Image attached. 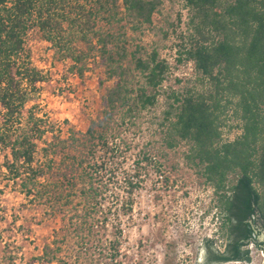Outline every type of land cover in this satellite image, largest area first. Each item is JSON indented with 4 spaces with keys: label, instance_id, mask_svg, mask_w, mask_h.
I'll use <instances>...</instances> for the list:
<instances>
[{
    "label": "trees",
    "instance_id": "16d2710c",
    "mask_svg": "<svg viewBox=\"0 0 264 264\" xmlns=\"http://www.w3.org/2000/svg\"><path fill=\"white\" fill-rule=\"evenodd\" d=\"M9 1L0 0V149L10 153L0 164V176L20 180L22 193L55 213L80 209L71 218L75 219L74 230L81 232L77 244L83 249L88 241H94V233L98 234L102 220L97 215L102 213L105 221L111 212V207L101 202L108 185L98 183L99 171L91 160H97L100 144L106 148V155L116 154L118 146L115 150L107 138L116 116L120 115L123 123L155 106L170 65L156 50L146 59L134 52L133 69L145 78L144 84L135 87L132 69L125 64L129 56L126 41L110 32L96 33V43L88 36L97 24L93 9L66 28L53 14L44 15L48 8L45 0H14L11 5ZM120 1L138 26L151 23L161 4V0L99 3L101 8L113 10L111 18L117 19ZM186 5L193 13V33L189 46L179 51L178 61H193L211 88L196 93L190 90L185 95L172 92L169 99L173 101L164 112L162 124H169L170 147H175L178 140L191 143L187 159L202 167V174L221 193V218L229 240L226 250L220 252L212 239H206L204 264L250 262V244L264 250V242L260 241L264 228V0H186ZM33 16L62 59L82 63L78 68L83 72L90 52L76 53L72 47L76 41H83L90 49L100 48L109 77L117 78L106 97L104 116L94 120L85 133L72 130L66 139L54 135L52 141H45L42 160L36 159L39 141L54 132V127L51 129L47 118L38 114L37 104L27 107L39 90L38 84L46 78L25 54V35ZM230 106L241 134L233 141H223L222 126ZM85 148L87 153H82ZM104 162L98 167L103 168ZM233 177L235 183H231ZM77 179H88V185L78 193V202ZM128 203L126 200L122 207ZM128 208L132 209V204ZM57 248L46 247L42 259L48 264H63L55 254Z\"/></svg>",
    "mask_w": 264,
    "mask_h": 264
},
{
    "label": "rangeland",
    "instance_id": "374dc122",
    "mask_svg": "<svg viewBox=\"0 0 264 264\" xmlns=\"http://www.w3.org/2000/svg\"><path fill=\"white\" fill-rule=\"evenodd\" d=\"M46 1L45 8H48L44 15L53 14L66 28L93 9L97 24L87 34L95 43L96 33L121 36L129 52L125 64L132 69L133 86L139 87L145 82L133 69L134 52L146 59L156 50L160 58L169 63L170 70L159 88L155 106L123 123L120 115L116 116L107 134L115 150L118 146L116 154L106 155V148L100 144L97 160H91L99 171L98 183L108 185L101 202L104 207L110 206L111 212L106 214L105 221L102 213L97 215L102 220L98 234L94 233V241H88L83 249L77 244L81 232L74 230L75 219L71 218L80 209L55 213L48 205L22 193L20 180L0 176V264H48L42 259L46 247H58L55 254L63 264V261L71 264H204L206 239H212L213 246L224 252L229 238L225 220L221 218V193L216 192L202 174V167L187 159L191 143L178 140L175 147H170L169 124H162L164 112L173 101L169 99L172 92L185 95L190 90L196 93L211 88L193 61H178L179 51L189 46L193 33V13L186 0H161L152 22L139 26L127 15L121 1L117 17L122 18L121 21L112 19L113 10L101 8L99 0ZM12 2L14 0H10L9 5ZM36 20L33 16L25 35V54L46 78L38 84L39 90L27 107L37 104L38 114L47 118L51 129L54 127V132L39 141L36 159L42 160L45 141H52L54 135L66 139L72 130L85 133L94 120L104 116L106 97L117 78L109 77L100 48L90 49L83 41L72 44L76 53L90 52L83 72L78 68L82 63L76 65L71 59H62L61 53L46 40ZM109 48L116 50L113 45ZM224 117L223 141H233L241 130L231 106ZM87 150L83 149L82 153ZM6 156L10 157L9 150L1 148L0 164ZM104 159L103 168L98 167ZM77 180L75 200L78 202V193L88 185L85 184L88 179ZM235 182L233 177L231 183ZM126 200L128 205L122 207ZM129 204L132 209L128 208ZM87 248H91L90 252ZM249 249L250 262L218 264H264L263 249L256 245H249Z\"/></svg>",
    "mask_w": 264,
    "mask_h": 264
},
{
    "label": "water",
    "instance_id": "95a60500",
    "mask_svg": "<svg viewBox=\"0 0 264 264\" xmlns=\"http://www.w3.org/2000/svg\"><path fill=\"white\" fill-rule=\"evenodd\" d=\"M260 225L261 226L263 225L262 222H260ZM261 231H262V233H261V236H260V241L264 242V228H261ZM263 253H264V250H263Z\"/></svg>",
    "mask_w": 264,
    "mask_h": 264
},
{
    "label": "built area",
    "instance_id": "2783aa9c",
    "mask_svg": "<svg viewBox=\"0 0 264 264\" xmlns=\"http://www.w3.org/2000/svg\"><path fill=\"white\" fill-rule=\"evenodd\" d=\"M250 245H255V244L252 243V244H250Z\"/></svg>",
    "mask_w": 264,
    "mask_h": 264
}]
</instances>
